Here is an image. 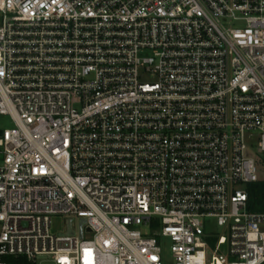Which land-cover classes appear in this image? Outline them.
<instances>
[{
	"label": "built area",
	"instance_id": "1",
	"mask_svg": "<svg viewBox=\"0 0 264 264\" xmlns=\"http://www.w3.org/2000/svg\"><path fill=\"white\" fill-rule=\"evenodd\" d=\"M2 116L0 264H264V0H0Z\"/></svg>",
	"mask_w": 264,
	"mask_h": 264
},
{
	"label": "rangeland",
	"instance_id": "2",
	"mask_svg": "<svg viewBox=\"0 0 264 264\" xmlns=\"http://www.w3.org/2000/svg\"><path fill=\"white\" fill-rule=\"evenodd\" d=\"M140 56L147 57L148 52L142 51L140 53ZM154 79L149 75V73H145V68L141 69V81L148 82L153 81ZM13 124L9 117H0V127L2 128H10ZM257 165H258V177L259 180H264V160L261 158L257 159ZM244 186H240V188H243ZM65 216H56L53 219V231L55 232H61L64 230L65 225ZM77 223H79V219H77ZM211 230L220 231V227L217 226V224L213 223L212 226L209 227ZM168 257H170V252H166ZM169 259V258H168Z\"/></svg>",
	"mask_w": 264,
	"mask_h": 264
},
{
	"label": "trees",
	"instance_id": "3",
	"mask_svg": "<svg viewBox=\"0 0 264 264\" xmlns=\"http://www.w3.org/2000/svg\"><path fill=\"white\" fill-rule=\"evenodd\" d=\"M249 209L255 212H264V180L248 183Z\"/></svg>",
	"mask_w": 264,
	"mask_h": 264
},
{
	"label": "water",
	"instance_id": "4",
	"mask_svg": "<svg viewBox=\"0 0 264 264\" xmlns=\"http://www.w3.org/2000/svg\"><path fill=\"white\" fill-rule=\"evenodd\" d=\"M68 223H69V225H68V228L66 230V233H68V234H74L75 231H74V227H73V219H68ZM85 223H86V220L85 219H82L80 221L81 234H82V227L84 226Z\"/></svg>",
	"mask_w": 264,
	"mask_h": 264
}]
</instances>
